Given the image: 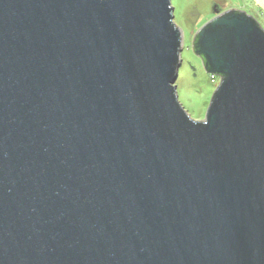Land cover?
Segmentation results:
<instances>
[{
    "label": "water",
    "instance_id": "obj_1",
    "mask_svg": "<svg viewBox=\"0 0 264 264\" xmlns=\"http://www.w3.org/2000/svg\"><path fill=\"white\" fill-rule=\"evenodd\" d=\"M172 10L0 0V264H264V29L196 32L194 120Z\"/></svg>",
    "mask_w": 264,
    "mask_h": 264
},
{
    "label": "rangeland",
    "instance_id": "obj_2",
    "mask_svg": "<svg viewBox=\"0 0 264 264\" xmlns=\"http://www.w3.org/2000/svg\"><path fill=\"white\" fill-rule=\"evenodd\" d=\"M173 22L179 27L182 47L174 82L177 100L192 119H204L212 91L219 76L205 69L202 58L193 49L196 32L217 12L230 8L244 10L264 29V0H170Z\"/></svg>",
    "mask_w": 264,
    "mask_h": 264
},
{
    "label": "trees",
    "instance_id": "obj_3",
    "mask_svg": "<svg viewBox=\"0 0 264 264\" xmlns=\"http://www.w3.org/2000/svg\"><path fill=\"white\" fill-rule=\"evenodd\" d=\"M233 12H235V13H241V14H243V15H246V16H248L251 20H253L254 21V23L256 24V25H258L259 27H260V24L254 19V18H252V16H249V15H247L245 12H241L240 10H233ZM261 28V27H260ZM196 35L194 36V39H193V44H194V42H195V40H196ZM200 56V55H199ZM201 57V56H200ZM202 58V57H201ZM203 60V59H202ZM208 71V70H207ZM209 72H211V71H209ZM212 74H214V75H217V76H219V83L222 81V79H224V75H221V74H215V73H212Z\"/></svg>",
    "mask_w": 264,
    "mask_h": 264
},
{
    "label": "flooded vegetation",
    "instance_id": "obj_4",
    "mask_svg": "<svg viewBox=\"0 0 264 264\" xmlns=\"http://www.w3.org/2000/svg\"><path fill=\"white\" fill-rule=\"evenodd\" d=\"M214 10L216 11V14H217V13H218L217 11H218L219 9L215 7ZM220 13H223V12L221 11ZM216 14H215V15H216Z\"/></svg>",
    "mask_w": 264,
    "mask_h": 264
}]
</instances>
